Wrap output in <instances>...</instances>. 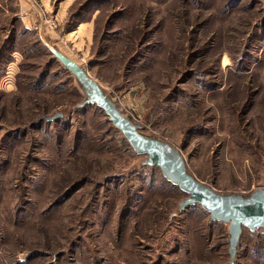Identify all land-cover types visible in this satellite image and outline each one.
Returning <instances> with one entry per match:
<instances>
[{"label": "rangeland", "instance_id": "1", "mask_svg": "<svg viewBox=\"0 0 264 264\" xmlns=\"http://www.w3.org/2000/svg\"><path fill=\"white\" fill-rule=\"evenodd\" d=\"M51 50L203 185L264 188V0H0V264H264V229L229 263Z\"/></svg>", "mask_w": 264, "mask_h": 264}, {"label": "water", "instance_id": "2", "mask_svg": "<svg viewBox=\"0 0 264 264\" xmlns=\"http://www.w3.org/2000/svg\"><path fill=\"white\" fill-rule=\"evenodd\" d=\"M51 54L71 73L82 91L84 100L79 106L94 105L100 108L133 152L138 156H145L143 164L157 167L168 183L186 194L178 206V212L199 205L209 214V222L227 224L229 263H232L242 230L246 228L255 232L264 229V188L254 190L246 197L214 192L187 172L185 160L177 148L160 139L140 134L139 125L132 123L121 113L83 67L57 50H51ZM60 117L62 114L58 113L51 117L44 116L40 121L52 122Z\"/></svg>", "mask_w": 264, "mask_h": 264}, {"label": "trees", "instance_id": "3", "mask_svg": "<svg viewBox=\"0 0 264 264\" xmlns=\"http://www.w3.org/2000/svg\"><path fill=\"white\" fill-rule=\"evenodd\" d=\"M14 40V44H15V42H16V36H15V38L13 39ZM51 56H52V61H55V62H58L54 57H53V55L51 54ZM59 63V62H58ZM62 66V65H61ZM63 67V66H62ZM64 68V67H63ZM64 70L65 71H67L69 74H71L66 68H64ZM98 108V107H97ZM100 109V108H99ZM101 110V109H100ZM102 111V110H101ZM103 112V111H102ZM105 115V114H104ZM109 121V120H108ZM45 122H47V121H45ZM49 123V122H48ZM110 123V122H109ZM111 124V123H110ZM143 166H146V165H144L143 164ZM152 167V166H151ZM165 180V179H164ZM166 181V180H165ZM167 182V181H166ZM168 183V182H167ZM170 184V183H169ZM171 185V184H170ZM173 186V185H172ZM174 187H176V186H174ZM177 189H178V187H177ZM183 193V192H182ZM184 194V193H183ZM185 196H186V194H184ZM196 206V205H195ZM244 229H246V228H244ZM243 231V230H242ZM249 231V230H248ZM250 232V231H249Z\"/></svg>", "mask_w": 264, "mask_h": 264}]
</instances>
